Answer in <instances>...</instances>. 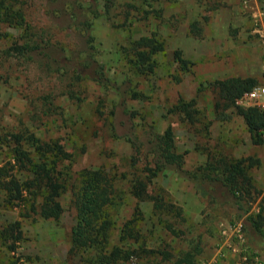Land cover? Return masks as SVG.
I'll use <instances>...</instances> for the list:
<instances>
[{"label":"rangeland","instance_id":"374dc122","mask_svg":"<svg viewBox=\"0 0 264 264\" xmlns=\"http://www.w3.org/2000/svg\"><path fill=\"white\" fill-rule=\"evenodd\" d=\"M20 1L25 21L53 43L56 61L0 60V134L25 129L57 139L71 154L63 166L71 175L82 167L113 175L121 199L108 247L134 250L117 264H184L174 260L185 251L193 264H264V145L251 142L235 111L246 105L221 106L213 87L216 79L239 76L255 80L251 89L264 88V0ZM18 34L1 24L0 49ZM142 35L162 44L147 75L129 69L125 51ZM97 66L106 81L95 79ZM184 103L189 116L178 107ZM167 124L182 161L164 165L148 187L179 213H154L149 201L139 202V239L125 244L118 234L135 206L129 185L153 165V143ZM220 160L242 165L237 203L225 186L202 178L210 165L220 172ZM5 161L0 147V165ZM57 200L55 219L23 216L21 204L0 207V228L18 220L22 232L14 252L0 245V264L11 257L16 264H94L95 250H70L69 191Z\"/></svg>","mask_w":264,"mask_h":264},{"label":"trees","instance_id":"16d2710c","mask_svg":"<svg viewBox=\"0 0 264 264\" xmlns=\"http://www.w3.org/2000/svg\"><path fill=\"white\" fill-rule=\"evenodd\" d=\"M22 2L20 0H0V26L7 25L18 30L19 34L12 42L0 49V60L5 57H22L24 59L48 58L56 61L51 55L53 43L42 32L37 31L25 21ZM162 44L154 36H139L129 41L125 47L127 63L133 73L147 75L154 70V55L161 50ZM174 57L184 66L178 52ZM101 65V64H100ZM80 76L79 72H74ZM96 80L106 81L101 66L93 69ZM251 77L229 76L216 79L213 82L219 104L229 107L242 93L254 85ZM135 94L133 93V96ZM189 104L178 106L185 115L189 116ZM235 111L241 116L249 137L254 144L264 145V110L256 106H235ZM0 147L6 153V161L0 165V207L11 208L23 205L25 212L36 213L43 218H57L61 206L57 200L62 191L70 193V205L75 211V222L70 228V250L81 252L87 249L95 250L94 264H117L126 260L134 250L121 251L118 246L108 247L110 230L114 220L112 213L119 204L121 195L116 188L113 175L100 167H82L73 175L63 169L64 162L70 161L71 154L57 139L43 140L27 130L0 134ZM154 162L144 168V173L136 174L129 185V193L135 199L133 212L126 218L120 228L118 237L125 244L136 243L139 239L138 222L140 218L139 202L149 201L154 213H173L178 215L179 209L163 197L160 191L151 192L148 185L150 179L166 164L180 166L181 154L175 152L173 131L169 124L162 133L156 136L152 146ZM219 167L210 165L202 178L218 181L221 186L229 189L236 198L243 175L239 160L234 162H218ZM218 176L211 173L217 172ZM167 228L170 226L168 224ZM170 229V228H169ZM22 238L18 220L7 222L0 228V245L8 252H14L17 243ZM139 244L137 245V247ZM136 247V248H137ZM135 249V248H134ZM148 255L157 253L162 259H170L167 251H147ZM13 256V255H12ZM191 252H182L175 263L193 264ZM0 261L3 259L0 258ZM144 264L147 262L142 261ZM5 264H16L8 258Z\"/></svg>","mask_w":264,"mask_h":264},{"label":"built area","instance_id":"2783aa9c","mask_svg":"<svg viewBox=\"0 0 264 264\" xmlns=\"http://www.w3.org/2000/svg\"><path fill=\"white\" fill-rule=\"evenodd\" d=\"M264 92V88L256 87L242 93L239 97L235 99L236 104L252 105L256 107H264V102L261 100V96Z\"/></svg>","mask_w":264,"mask_h":264}]
</instances>
